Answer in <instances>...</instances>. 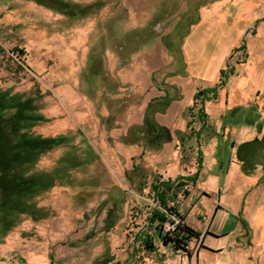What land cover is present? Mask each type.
<instances>
[{"label": "rangeland", "instance_id": "1", "mask_svg": "<svg viewBox=\"0 0 264 264\" xmlns=\"http://www.w3.org/2000/svg\"><path fill=\"white\" fill-rule=\"evenodd\" d=\"M218 84L200 130L187 108ZM10 155L0 264H264V0H0ZM177 176L174 245L148 218Z\"/></svg>", "mask_w": 264, "mask_h": 264}, {"label": "trees", "instance_id": "2", "mask_svg": "<svg viewBox=\"0 0 264 264\" xmlns=\"http://www.w3.org/2000/svg\"><path fill=\"white\" fill-rule=\"evenodd\" d=\"M218 86L220 85L218 84L215 87H207V88L198 89L193 95L191 106L187 108V112L190 114V111L194 109V107L198 106L197 104L200 102L201 106L198 107V121L200 122V126H199L200 130H203L206 127V119H207V113L204 111L202 103L204 100L214 99L216 97ZM192 121L193 119L188 120L186 124V128L191 129V131L193 132L194 129L190 127L192 124ZM150 125L152 126L153 136L155 134H159L158 133L159 129L157 128V124L151 123ZM15 133H17V131H15ZM193 135H195L196 140L200 138V136L198 135V132L197 133L195 132ZM159 139H160V136L157 135V138L154 139L152 143L160 144L162 140H159ZM248 143L249 142L245 144H248ZM12 147L13 145L11 146V148ZM202 156L203 154L199 150L197 152L196 171L194 172L192 176L186 177L190 182H193L196 179L197 174H199L202 168ZM10 157H12V155H10L7 158V160L3 162L0 161V170H2L1 172L3 173L2 177L0 175V180L4 183V188L7 186L5 184L9 182L5 177H6V169L9 164ZM183 179H185L183 176H177L173 180L168 179L165 182H159L162 187L159 186L161 187V189L157 191L156 198L158 199L162 208L161 210L155 209L152 212L151 216L148 218L151 224L154 223L155 221L157 222L158 229L159 227H162L167 222L170 224H174V229L164 231V238L167 236L170 240L167 243H170V244L173 243L174 245H178L179 243H183V242H188L189 239L191 238V235H190L191 231H188L190 229H188L187 227L183 228L182 224H179V223L177 224L171 219V216L176 215V211L172 208V206H169L170 204L168 202L169 200H175L176 194L184 191V188L182 189V186L184 185L182 182ZM187 186L188 185H186L185 187ZM171 197H173V199H171ZM159 237L161 238L160 235ZM138 239L141 243V247L148 248L151 251L156 252V246L152 244V238L149 237L148 234L146 235V238L144 239L138 238ZM165 241L166 240L164 241L162 240V243L164 245H170V244H165Z\"/></svg>", "mask_w": 264, "mask_h": 264}, {"label": "crops", "instance_id": "3", "mask_svg": "<svg viewBox=\"0 0 264 264\" xmlns=\"http://www.w3.org/2000/svg\"><path fill=\"white\" fill-rule=\"evenodd\" d=\"M154 28V30L157 32V33H160L161 31H162V27H161V23L160 22H157L156 23V25L153 27ZM177 38L175 37V33H173V35H172V38L170 37V39H169V41H168V43H175V40H176ZM167 43V44H168ZM166 50H167V48H166ZM164 58H167L166 57V54L164 55V56H162L161 57V60H164ZM168 58H171V57H168ZM166 61V59L164 60V61H162V62H165ZM162 65V64H161ZM161 67V66H160ZM160 67L158 68V70L160 69ZM165 83H167V84H169L170 83V81H164ZM192 103V102H191ZM190 103V104H191ZM189 104V105H190ZM188 105V106H189ZM206 113H208V112H206ZM222 115L223 114V112L222 111H220V112H216V115L219 117V115ZM166 123H168V122H166ZM249 138V137H248ZM247 138V139H248ZM243 139L244 141H239L240 143H238L239 145H237L236 144V146L234 147V148H236V150L238 149V150H240L242 147L244 148H242L243 149V153H244V155L242 154V156H244V157H242V159H240V162H247V161H249L248 160V158L247 157H250V155L252 154V151H253V149L252 148H249V146H250V142L252 141L251 140V137H250V139ZM247 142H249L248 144H245V143H247ZM234 142L232 143V145H231V148L234 146ZM233 148V149H234ZM165 255H167V254H165ZM175 255H178V254H175ZM180 257V256H179Z\"/></svg>", "mask_w": 264, "mask_h": 264}, {"label": "water", "instance_id": "4", "mask_svg": "<svg viewBox=\"0 0 264 264\" xmlns=\"http://www.w3.org/2000/svg\"><path fill=\"white\" fill-rule=\"evenodd\" d=\"M164 130H165V132L167 133V138L170 139L171 137H170L169 130H168L166 127H164Z\"/></svg>", "mask_w": 264, "mask_h": 264}, {"label": "built area", "instance_id": "5", "mask_svg": "<svg viewBox=\"0 0 264 264\" xmlns=\"http://www.w3.org/2000/svg\"><path fill=\"white\" fill-rule=\"evenodd\" d=\"M170 225H171V228L174 226V224H170ZM168 229H169V226H167L166 230H168Z\"/></svg>", "mask_w": 264, "mask_h": 264}]
</instances>
